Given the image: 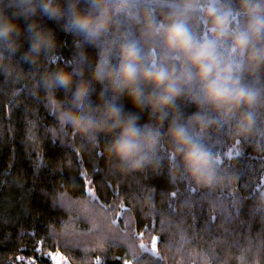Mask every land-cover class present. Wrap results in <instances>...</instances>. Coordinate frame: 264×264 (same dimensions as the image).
I'll return each mask as SVG.
<instances>
[{
  "label": "clouds",
  "instance_id": "clouds-1",
  "mask_svg": "<svg viewBox=\"0 0 264 264\" xmlns=\"http://www.w3.org/2000/svg\"><path fill=\"white\" fill-rule=\"evenodd\" d=\"M41 17L72 37L71 59ZM0 75L14 86L11 98L27 92L43 106L53 141L79 138L76 151L94 152L113 175L166 176L170 198L181 184L234 193L250 149L264 182V0H0ZM254 195L251 211L264 216V191ZM51 200L65 216L50 230L85 251L119 239L135 261L151 248L127 204L72 186ZM136 204L154 212L155 187ZM191 208L186 198L178 210ZM173 223L162 215L161 231ZM189 255V264H209L195 249Z\"/></svg>",
  "mask_w": 264,
  "mask_h": 264
},
{
  "label": "trees",
  "instance_id": "trees-1",
  "mask_svg": "<svg viewBox=\"0 0 264 264\" xmlns=\"http://www.w3.org/2000/svg\"><path fill=\"white\" fill-rule=\"evenodd\" d=\"M40 20L56 31L58 40L66 41L60 52L65 61L71 59L72 37L54 21ZM18 22L25 26L22 19ZM88 51L94 55L93 49ZM13 87L0 75V264H54L53 253H60L67 264H180L181 258L189 264L193 249L206 255L209 264H238L244 251L247 264H264V216L251 211L254 194L264 191V182L256 180L258 165L249 158L250 149L237 162L243 175L234 193L190 192L181 184L177 196L170 198L174 187L166 176L148 181L113 175L94 152L76 151L79 138L63 144L53 141L43 106L27 92L11 98ZM124 104L131 108L127 100ZM149 183L155 187L156 210L151 213L136 204ZM62 186L81 194L87 189L103 204H127L132 227L150 237V250L132 261L119 239L108 241L103 249L88 243L85 251V244L53 233L49 225L59 226L65 213L53 207L51 197ZM186 198L192 201L191 210H178ZM162 215L174 222L164 231ZM120 222L123 225V219Z\"/></svg>",
  "mask_w": 264,
  "mask_h": 264
},
{
  "label": "rangeland",
  "instance_id": "rangeland-1",
  "mask_svg": "<svg viewBox=\"0 0 264 264\" xmlns=\"http://www.w3.org/2000/svg\"><path fill=\"white\" fill-rule=\"evenodd\" d=\"M52 259L54 261V264H67L66 262L64 261H61L62 260V257L60 255V253H53L52 254ZM25 264V263H24ZM27 264V263H26Z\"/></svg>",
  "mask_w": 264,
  "mask_h": 264
}]
</instances>
